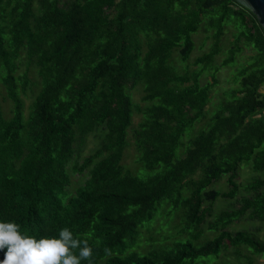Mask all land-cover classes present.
<instances>
[{
    "label": "trees",
    "instance_id": "1",
    "mask_svg": "<svg viewBox=\"0 0 264 264\" xmlns=\"http://www.w3.org/2000/svg\"><path fill=\"white\" fill-rule=\"evenodd\" d=\"M196 33L207 50L190 59ZM0 87V222L37 240L67 227L92 264L264 257V241L230 230L264 222V177L237 182L244 168L264 172V30L235 0H0ZM238 195L237 209H214ZM163 200L186 241L147 245L145 221L171 222Z\"/></svg>",
    "mask_w": 264,
    "mask_h": 264
},
{
    "label": "rangeland",
    "instance_id": "2",
    "mask_svg": "<svg viewBox=\"0 0 264 264\" xmlns=\"http://www.w3.org/2000/svg\"><path fill=\"white\" fill-rule=\"evenodd\" d=\"M232 30H230V32L227 34L226 39H224V42L227 44L229 41H232ZM192 39L195 43V49L191 54V58L190 59H194L195 57L201 56L204 51H206V47H204L203 49L200 48L201 45V39H202V35H199V33H196L192 36ZM249 55V51H244L243 52V56L247 57ZM222 57H219V60H221ZM235 68L234 66H231L229 68H222L219 70L218 74H217V78L219 81L218 86L216 87V90H227L228 87H231V85L226 86V81L231 80L233 73L235 72ZM229 89V88H228ZM264 90V87H262V91ZM0 101L2 100V88L0 87ZM264 92V91H263ZM136 96H133L132 94V102L136 105L141 104V97H142V88L138 87L136 89ZM24 103H25V108L28 106L29 104V100L27 99H23ZM1 108L2 111L4 113L5 116L9 115V109H10V103L8 101H2L1 102ZM26 112V111H25ZM139 121V117H135L134 118V122L137 123ZM94 146V144L91 142V140H89V144H88V148L85 149L82 153V156H86L89 153V149L92 148ZM134 153L132 151V149L130 151L127 152L126 155V159L124 161L126 167H128L131 170H134L136 168L135 164H134ZM243 167V166H242ZM139 169V170H138ZM137 171H139L140 173H143L144 170L142 168L137 167ZM136 171V172H137ZM254 175V176H253ZM251 173L250 169L248 168H244L242 170H240L238 177H237V182L238 183H242V184H246L249 181H251V179H255L256 176H258L259 178L264 177V172H259V173ZM73 179H77L78 176H73ZM218 189L220 188V185L217 187ZM222 190H226L225 187H222ZM239 199L240 196L238 195L235 200H233L232 202L229 201H224L222 199H218L215 204H214V209L217 211H221V210H228L229 208L232 209H237L239 207ZM161 210H163L162 212V216L161 218H166L168 215H170L171 218V222H166L165 224L158 221H155V219H152L151 221H145L142 226H141V230H140V237L138 238L139 241H148V244H158L163 245V246H167V247H171L173 244H175L176 242H185L186 239L184 237H182V232L179 231L180 226L182 224L180 218H178L177 214L180 213V211H172L170 207H168L166 205V201H160L156 204V209L159 208ZM170 213H169V212ZM247 223L249 221H246ZM244 222L240 223H235L234 225H232V227L230 228V230L232 232L235 231H240V230H244L249 232L250 234H252L255 238H257L260 241H264V222H251V223H246L243 225ZM164 226H168V228H164ZM210 237L209 233H205L198 241L201 243V245ZM137 246H139L140 248H144L142 243H137ZM138 248V249H140ZM233 251H227V252H220L219 255H212L209 258H202L199 259L198 261L194 262V264H233L234 261V255H233ZM248 251H243V254H248ZM142 254H140L139 256H141ZM250 255V254H249ZM240 261V260H239ZM240 264H246L244 261H241ZM254 264H264V257H260L254 260Z\"/></svg>",
    "mask_w": 264,
    "mask_h": 264
},
{
    "label": "clouds",
    "instance_id": "3",
    "mask_svg": "<svg viewBox=\"0 0 264 264\" xmlns=\"http://www.w3.org/2000/svg\"><path fill=\"white\" fill-rule=\"evenodd\" d=\"M0 251L4 252L0 264H92L93 254L88 241H81L67 227L60 229L59 238L37 240L13 221L0 222Z\"/></svg>",
    "mask_w": 264,
    "mask_h": 264
},
{
    "label": "water",
    "instance_id": "4",
    "mask_svg": "<svg viewBox=\"0 0 264 264\" xmlns=\"http://www.w3.org/2000/svg\"><path fill=\"white\" fill-rule=\"evenodd\" d=\"M235 2L252 12L264 30V0H235Z\"/></svg>",
    "mask_w": 264,
    "mask_h": 264
},
{
    "label": "crops",
    "instance_id": "5",
    "mask_svg": "<svg viewBox=\"0 0 264 264\" xmlns=\"http://www.w3.org/2000/svg\"><path fill=\"white\" fill-rule=\"evenodd\" d=\"M230 85V83H228V81H226V86ZM232 87V85H231ZM228 87V88H231ZM227 88V89H228ZM216 89V88H215ZM264 91V90H263ZM224 90H216L213 94H212V101H211V106L214 107V110H216V108L218 107V105L223 101L224 99V95H223ZM264 115V114H263ZM201 126H204V124H200Z\"/></svg>",
    "mask_w": 264,
    "mask_h": 264
}]
</instances>
